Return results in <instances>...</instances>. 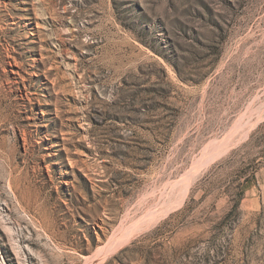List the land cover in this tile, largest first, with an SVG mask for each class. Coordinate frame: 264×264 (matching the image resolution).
Wrapping results in <instances>:
<instances>
[{"label":"rangeland","instance_id":"obj_1","mask_svg":"<svg viewBox=\"0 0 264 264\" xmlns=\"http://www.w3.org/2000/svg\"><path fill=\"white\" fill-rule=\"evenodd\" d=\"M0 264H264V0H0Z\"/></svg>","mask_w":264,"mask_h":264},{"label":"bare ground","instance_id":"obj_2","mask_svg":"<svg viewBox=\"0 0 264 264\" xmlns=\"http://www.w3.org/2000/svg\"><path fill=\"white\" fill-rule=\"evenodd\" d=\"M129 232V231H128ZM126 236H127V234H126ZM109 242H110V240H109ZM111 244V243H110ZM109 244V245H110ZM119 244V243H118ZM109 245H108V247H109ZM114 248H115V246H113ZM104 249V248H103ZM100 250V249H99ZM102 250V249H101ZM106 250H107V248H106ZM106 250H105V253H106V255H107V252H106ZM109 251V250H108ZM98 253V252H97ZM102 253V252H101ZM32 254V253H31ZM100 255V254H99ZM97 256V255H96ZM101 257V256H100ZM105 257V256H104ZM99 258V256L97 257V258H95V259H98ZM98 261H100V260H98ZM98 261H97V263H98Z\"/></svg>","mask_w":264,"mask_h":264}]
</instances>
